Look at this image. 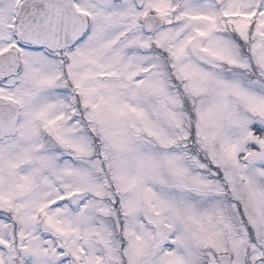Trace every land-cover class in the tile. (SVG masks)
<instances>
[{"label":"snow or ice","instance_id":"snow-or-ice-1","mask_svg":"<svg viewBox=\"0 0 264 264\" xmlns=\"http://www.w3.org/2000/svg\"><path fill=\"white\" fill-rule=\"evenodd\" d=\"M0 264H264V0H0Z\"/></svg>","mask_w":264,"mask_h":264}]
</instances>
